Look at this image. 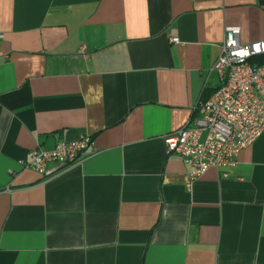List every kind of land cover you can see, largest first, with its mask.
Wrapping results in <instances>:
<instances>
[{
  "label": "crops",
  "instance_id": "obj_1",
  "mask_svg": "<svg viewBox=\"0 0 264 264\" xmlns=\"http://www.w3.org/2000/svg\"><path fill=\"white\" fill-rule=\"evenodd\" d=\"M227 26L264 40V0H0V264H264V134L192 182L164 140ZM84 136L67 169L25 167Z\"/></svg>",
  "mask_w": 264,
  "mask_h": 264
},
{
  "label": "built area",
  "instance_id": "obj_2",
  "mask_svg": "<svg viewBox=\"0 0 264 264\" xmlns=\"http://www.w3.org/2000/svg\"><path fill=\"white\" fill-rule=\"evenodd\" d=\"M239 32L238 26L225 28L220 54L211 68L218 85L193 106L181 127L164 138L167 153L188 165L190 182L210 167L234 165L240 151L264 134V40L242 44ZM2 39L0 34V58ZM84 51L80 47L76 53L84 55ZM91 143L84 136L61 141L51 150L34 149L25 167L49 177L80 161ZM50 163L56 167L49 168Z\"/></svg>",
  "mask_w": 264,
  "mask_h": 264
},
{
  "label": "trees",
  "instance_id": "obj_3",
  "mask_svg": "<svg viewBox=\"0 0 264 264\" xmlns=\"http://www.w3.org/2000/svg\"><path fill=\"white\" fill-rule=\"evenodd\" d=\"M260 59H262V58H260Z\"/></svg>",
  "mask_w": 264,
  "mask_h": 264
}]
</instances>
